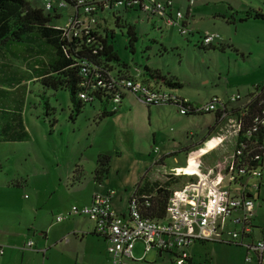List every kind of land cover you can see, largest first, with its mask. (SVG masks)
Returning <instances> with one entry per match:
<instances>
[{
  "label": "rangeland",
  "instance_id": "1",
  "mask_svg": "<svg viewBox=\"0 0 264 264\" xmlns=\"http://www.w3.org/2000/svg\"><path fill=\"white\" fill-rule=\"evenodd\" d=\"M28 1L31 7H42L40 0ZM185 8L186 0H170L172 14L176 11L184 14ZM191 10L188 30L217 33L222 49L201 48L198 35H180L176 24L166 26L157 18H145L137 9L118 12L119 23L111 13L103 12L97 19L110 34L108 40L118 59L110 65L121 69L124 64L131 75L136 68L141 72L147 66L162 76H172L181 83L180 89L163 86L157 89L200 105L214 97L226 102L230 96H243L255 86H262L264 21L238 20L248 10L264 13V0H194ZM59 13L61 17L54 24L63 26L69 9H61ZM128 26L133 27L135 34L131 45ZM30 57L28 61H32ZM0 63L8 66L6 76L17 74L23 78L14 84L8 79L0 83V113L16 114L24 131L22 142H0V171L8 180L24 178L28 186V189L22 185L11 187L6 193L8 206L12 202L15 207L23 205L33 192L38 191L43 197L51 195L54 189L57 191L49 202L65 203L63 215L71 206L81 205L78 202L92 192L102 193L105 186L112 188L118 198L142 181L159 178L164 182L171 171L186 172V149L191 152L197 143L211 136L208 137V128L214 125L213 114L182 116L171 106H146L130 93L124 94L112 115L100 117L102 111L114 108L112 102L103 101L84 105L72 119L66 91L43 90L38 83L29 81L21 59L3 56ZM42 92L48 99L50 117L44 114ZM52 119L55 122L50 125ZM1 129L2 126L0 134L9 133L7 130L2 133ZM99 155L109 158L108 171L95 182L92 172ZM160 159L162 166L158 165ZM180 178L172 189L188 180ZM68 180L73 184L69 185ZM3 182L0 174V190L6 188ZM254 182L250 179L248 184ZM235 188L230 187V192L235 193ZM83 218L87 219L85 216L71 219L85 222ZM221 243L207 244L215 254L220 248L236 253L234 247ZM195 264L205 263L195 260Z\"/></svg>",
  "mask_w": 264,
  "mask_h": 264
},
{
  "label": "trees",
  "instance_id": "2",
  "mask_svg": "<svg viewBox=\"0 0 264 264\" xmlns=\"http://www.w3.org/2000/svg\"><path fill=\"white\" fill-rule=\"evenodd\" d=\"M52 1L63 3L64 8L69 9L67 18L80 21L81 25L78 27L75 36H64L62 31L54 24V21L61 17L59 10L64 8L53 7L45 11L43 6L31 7L28 0H0V57L21 59L26 67L28 80L38 83L43 90L66 91L71 104L70 118L73 119L77 116L84 105H91L93 102L102 104L103 101H107L112 102L114 106L112 110L102 111L100 117H106L116 112L124 94L128 91L123 90L120 85L116 86L114 80L129 78L155 91H161L157 88L162 86L168 89H180L182 87L181 83L174 77L162 76L159 71L150 69L147 66L143 67L141 72L136 68L134 75L129 74L124 64H121V69H114L110 62L116 63L118 59L108 40L110 34L108 35L106 28L101 26L97 19L99 14L108 12L115 16L116 23H119L120 16H118V12L137 9L145 18H157L167 26L168 23L164 17L155 13H143L141 8L138 6L133 7L128 0H123L118 5H114L115 0H81V3H78L77 0ZM155 1L162 3L167 0ZM85 6L92 7V10L85 13L83 11ZM191 7H188L186 1L184 21H176L175 12L174 14L168 13L166 18L170 17L172 19V24L177 25L178 32L180 28L186 29V33H179L180 35H198V44L201 48L222 49L219 45L220 38L217 33H207L216 34L218 39L204 44L203 38L206 33L188 30L186 12H191ZM244 13V16L238 22L249 19L264 21V13L260 11L248 10ZM89 19H93L94 23L89 24ZM127 36L131 45V42L135 41L132 26L127 27ZM29 56H31L30 59L33 57L32 61H28ZM7 67L6 64L0 63V75L2 76L0 77V83L4 79H8L9 83L14 84L23 79L22 76L17 77V74L6 76ZM149 82H152L153 86ZM114 94L119 96L118 104L112 101ZM80 95H84V98H81ZM40 98L44 101L45 116H52V112H48L50 107L44 92H42ZM176 99L177 103L168 102L162 106H171L177 112L181 107L188 108V112H185L182 116L211 114L196 112L195 110L200 104H194L177 95ZM182 99H186L187 103L183 104ZM228 114L235 116L240 121V130L234 148V150L240 151L237 158H240L241 163L247 167L262 166L261 161L264 160V126L259 121H264V84L255 86L250 92L248 90L241 100L229 109ZM15 115L11 111L0 113V126L3 127L1 132L9 131L4 135L0 134V138L4 141H22L24 137L21 120ZM219 116V112L213 114L215 122L213 126L208 128V137L216 131ZM11 122L12 124H10ZM54 122V119H52L50 125H53ZM198 145L200 146L201 143ZM198 145L195 147L197 148ZM211 145L212 143L207 144V146ZM196 148H193V150ZM186 150L185 156L189 153V150ZM254 155H257L258 160L250 161ZM245 159L249 161H243ZM191 162L193 165L192 160ZM108 163L109 158L107 156H97L96 169L93 173L96 178L107 173ZM180 179L182 178L166 175L164 182H161V180L142 181L140 185H137L134 196L138 197L143 217L152 220L164 218L165 205L172 194V187ZM191 180L193 179L191 178ZM143 197H148L149 206L146 208L141 204Z\"/></svg>",
  "mask_w": 264,
  "mask_h": 264
},
{
  "label": "built area",
  "instance_id": "3",
  "mask_svg": "<svg viewBox=\"0 0 264 264\" xmlns=\"http://www.w3.org/2000/svg\"><path fill=\"white\" fill-rule=\"evenodd\" d=\"M122 1L115 0L114 5L121 4ZM128 1L133 7L141 8V12L155 13L164 17L168 24H172V19L166 18L168 13L171 14L170 0L162 3L155 0ZM41 2L45 11L53 7L64 8L63 3H54L52 0H41ZM77 2L81 3V0ZM193 3L194 0H187L188 7ZM90 10L92 7L83 8L85 13ZM175 20L184 21V14L176 11ZM88 23L93 24L94 20L89 19ZM80 25L79 20L67 18L65 24L57 28L64 36H75ZM179 33L185 34L186 29L180 28ZM217 39L216 34L206 33L203 42L208 44ZM114 83L116 86L120 85L123 90L128 91L146 106H162L168 102H178L176 95L151 90L129 78L114 80ZM80 96L84 98V95ZM241 98L242 96L236 94L223 102L214 97L207 103L197 106L196 112L211 114L219 112L218 125L210 138L201 142L203 146L187 154L184 168L189 167V161L192 160V173L174 170L167 174L172 177L186 176L190 179L172 190L165 205V219L152 220L143 217L138 197L134 194L127 201V216L119 215L112 205L115 192L109 189L104 193H94L88 206H71L66 214L57 215L55 221L61 222L70 216H85L90 219L94 223V233L104 239L106 253L112 264H127V261H131L136 241L144 244V252L150 250L175 251L177 253L176 264L184 263L186 259L184 248L194 242L244 245L243 241L253 231V209L255 207L264 209V195L260 193L264 190V160L261 161L262 166L247 167L241 163L240 158H237L240 151L234 150L240 130V121L228 114V111ZM112 101L115 104L119 103L118 94L113 95ZM182 103H187V100L182 99ZM188 110V108L181 107L178 113L183 115ZM259 123L264 126V121L261 120ZM211 143V146H207ZM231 146H233L232 149H230ZM213 151H216L219 156L203 172L200 159ZM152 152L156 153V150ZM255 160H258L257 155H254L250 161ZM250 179H254L255 182L248 184ZM223 180L226 182L225 188L221 186ZM232 186L236 187L235 193L230 192ZM141 204L145 208L148 207V197H143ZM229 226H234V229H229ZM31 245L32 242L29 241L27 248ZM244 246L256 256L264 250V243L261 240ZM249 259L248 256L245 257V261Z\"/></svg>",
  "mask_w": 264,
  "mask_h": 264
},
{
  "label": "crops",
  "instance_id": "4",
  "mask_svg": "<svg viewBox=\"0 0 264 264\" xmlns=\"http://www.w3.org/2000/svg\"><path fill=\"white\" fill-rule=\"evenodd\" d=\"M189 13L191 14L190 11L186 12L187 24ZM190 138L192 136H189ZM0 142L12 143L16 141H4L0 138ZM217 155L218 153L213 151L202 157L203 161L201 163L203 166L201 170L203 172L216 161L219 156ZM173 159L177 162L176 158ZM162 164L163 159L158 161V165L162 166ZM95 169L92 173H94ZM185 170V173H188V169L186 168ZM0 174L4 178L3 184L6 187L0 190V248L2 250L0 264H112L110 257L106 253L104 239L94 233V223L90 219L83 218L85 219V222H83L79 219L73 220L71 219L73 216H70L61 222L55 221L57 215L63 214L64 206L62 205L65 204L49 202V199L57 189H54L51 195L46 194L45 197L38 191L36 192L37 194L33 192L23 205L15 207L12 202L8 206L9 196L6 194L7 191H11V187L22 185L23 188L26 187L28 189V186L26 180L22 177L8 180L2 170ZM92 178L95 182H99L100 177L96 178L92 174ZM156 180L160 181L159 178ZM225 183V180H223L221 184L223 188L226 187ZM68 184L72 185L73 183L68 180ZM137 185L130 189L129 192H125L123 196L113 197L112 205L119 215L127 216V201L131 195L135 194ZM109 189L112 188L105 186L104 191L100 192L104 193ZM262 191L264 190L259 192L262 194ZM94 193L96 191L92 192L87 199L79 201L78 203L81 205L78 206H88ZM253 211V231L243 241L244 245L259 240L264 243V209L255 207ZM165 217L166 215H164L163 219ZM229 229H234V226H229ZM256 236L259 237L257 240ZM29 241L32 242V245L27 248ZM207 243L213 242H194L185 247L186 259L183 264H195V260H203L205 264H264V250L259 256H256L253 252H249L244 245L222 242L221 244H225L224 246L226 247H234L236 253L220 248L215 254L212 251V246H208ZM246 256L250 258L249 261H245ZM132 257L133 259L127 261V264H176L177 253L175 251L157 250L144 252V244L141 241H136L132 250Z\"/></svg>",
  "mask_w": 264,
  "mask_h": 264
},
{
  "label": "bare ground",
  "instance_id": "5",
  "mask_svg": "<svg viewBox=\"0 0 264 264\" xmlns=\"http://www.w3.org/2000/svg\"><path fill=\"white\" fill-rule=\"evenodd\" d=\"M187 169H188V174L192 173L193 167L191 160L189 161V167H187Z\"/></svg>",
  "mask_w": 264,
  "mask_h": 264
}]
</instances>
